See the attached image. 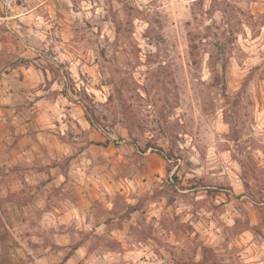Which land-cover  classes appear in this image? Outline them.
Instances as JSON below:
<instances>
[{"label":"rangeland","instance_id":"rangeland-1","mask_svg":"<svg viewBox=\"0 0 264 264\" xmlns=\"http://www.w3.org/2000/svg\"><path fill=\"white\" fill-rule=\"evenodd\" d=\"M1 15H17L4 66L48 68L91 123L58 122L85 144L80 215L45 211L72 185L42 209L46 173L5 171L28 121H0V264H264V0H0Z\"/></svg>","mask_w":264,"mask_h":264},{"label":"crops","instance_id":"crops-1","mask_svg":"<svg viewBox=\"0 0 264 264\" xmlns=\"http://www.w3.org/2000/svg\"><path fill=\"white\" fill-rule=\"evenodd\" d=\"M36 7L24 12L23 18L36 15ZM10 17L1 15L0 19L3 21H0V24ZM40 36L45 39V35ZM6 44V40L0 35V64H2L0 65V121H6L8 114H11L10 111L18 110L22 119L24 121L26 119L28 122L25 121L22 126L11 131L12 134L14 132L15 138L12 139L13 141H7L10 148H8V152L4 150L6 166L2 167L6 172H10V168H14L15 165L25 168V171H30L32 175L26 173L24 178V181L28 183L34 182L33 175L40 176L41 173H46V179L40 181L39 188L34 191L35 197L40 199V208L42 209L47 202L50 186H54L56 191H59L60 187L65 190V185H72L75 190H71V192L74 193L67 192L63 196L62 193H59L63 198L55 197L57 205L50 204L49 209L46 208L45 211L58 212L59 214L74 212L81 215L83 207H79L77 204L80 202L82 205L83 201L87 200L85 191L87 180L81 157L85 151V147H83L85 144L81 141L75 143L74 141L78 142L79 138L74 136L72 140L68 130L58 125V122L65 125L63 118L70 115L81 122L85 117L84 109L77 103L67 106L70 104L67 101L68 96L65 91L61 90L55 78L51 79V72L48 68L38 64L34 65L33 61L23 60H19L20 65L16 67L15 64L11 69L9 66H4L2 55ZM23 54L32 55L29 48L24 49ZM10 70L14 72L11 78L9 77ZM50 91L52 94H49ZM31 95L32 97H30ZM12 134L9 132V128L8 130L2 129L0 132V136H5L7 140L11 139ZM73 144L80 146L77 151L72 150L75 148ZM35 155L39 160L36 172L32 166ZM17 185L22 186V182L19 180ZM62 199H65L66 202L69 201L71 204H67V207L70 206L69 208H62L58 205Z\"/></svg>","mask_w":264,"mask_h":264},{"label":"trees","instance_id":"trees-1","mask_svg":"<svg viewBox=\"0 0 264 264\" xmlns=\"http://www.w3.org/2000/svg\"><path fill=\"white\" fill-rule=\"evenodd\" d=\"M189 48H190V50H189L190 51V56L192 58H194V60H195V56H196V53H195V45H193V43H190ZM84 112H85V116H86L88 122L91 123V117L87 114V108L84 109ZM130 209L131 210H135L136 207L135 206H132ZM6 239H7V233L0 228V246L1 247L3 246V243H5ZM76 248L77 247H75V249ZM71 254H72V252L68 253V255H66L65 258L68 259L69 256H71Z\"/></svg>","mask_w":264,"mask_h":264},{"label":"built area","instance_id":"built-area-1","mask_svg":"<svg viewBox=\"0 0 264 264\" xmlns=\"http://www.w3.org/2000/svg\"><path fill=\"white\" fill-rule=\"evenodd\" d=\"M55 59L57 58V57H54Z\"/></svg>","mask_w":264,"mask_h":264}]
</instances>
